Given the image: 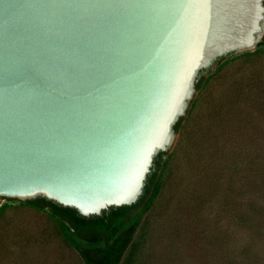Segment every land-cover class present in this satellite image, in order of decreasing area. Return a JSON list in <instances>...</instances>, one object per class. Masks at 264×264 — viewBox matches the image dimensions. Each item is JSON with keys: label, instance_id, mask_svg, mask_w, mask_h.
<instances>
[{"label": "water", "instance_id": "obj_1", "mask_svg": "<svg viewBox=\"0 0 264 264\" xmlns=\"http://www.w3.org/2000/svg\"><path fill=\"white\" fill-rule=\"evenodd\" d=\"M263 35L264 0H0V211L136 203L200 75Z\"/></svg>", "mask_w": 264, "mask_h": 264}, {"label": "rangeland", "instance_id": "obj_2", "mask_svg": "<svg viewBox=\"0 0 264 264\" xmlns=\"http://www.w3.org/2000/svg\"><path fill=\"white\" fill-rule=\"evenodd\" d=\"M253 52L204 83L132 264H264V54ZM0 264L83 263L45 209L7 204Z\"/></svg>", "mask_w": 264, "mask_h": 264}, {"label": "trees", "instance_id": "obj_3", "mask_svg": "<svg viewBox=\"0 0 264 264\" xmlns=\"http://www.w3.org/2000/svg\"><path fill=\"white\" fill-rule=\"evenodd\" d=\"M253 53L264 54V35ZM252 54L244 52L241 55ZM223 57L216 61L214 73L231 62L235 57ZM221 60L224 62L220 63ZM211 68L202 73L195 84L196 90H201L207 79L203 74L209 73ZM183 117L174 126L177 133L181 128ZM167 152L159 153L151 172L148 174L139 200L129 206L110 207L99 216L84 217L74 209L63 207L53 201L39 197L26 202L37 209H45L58 225V231L63 241L79 256L83 264H132L136 253V233L140 227L149 205L154 201L161 188V180Z\"/></svg>", "mask_w": 264, "mask_h": 264}]
</instances>
